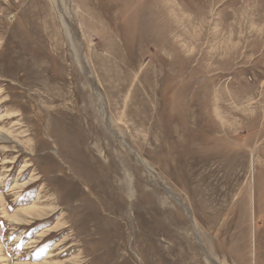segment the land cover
Masks as SVG:
<instances>
[{
    "label": "rangeland",
    "instance_id": "rangeland-1",
    "mask_svg": "<svg viewBox=\"0 0 264 264\" xmlns=\"http://www.w3.org/2000/svg\"><path fill=\"white\" fill-rule=\"evenodd\" d=\"M0 122V264H264V0H0Z\"/></svg>",
    "mask_w": 264,
    "mask_h": 264
},
{
    "label": "bare ground",
    "instance_id": "bare-ground-1",
    "mask_svg": "<svg viewBox=\"0 0 264 264\" xmlns=\"http://www.w3.org/2000/svg\"><path fill=\"white\" fill-rule=\"evenodd\" d=\"M65 19V27H66V29L68 30V33H69V36L70 37H74V38H78L79 39V34L77 33V30L75 29L76 27L73 25V23L69 20V19H67V18H64ZM79 41H81V40H79ZM85 60V59H84ZM87 65V64H86ZM85 65V66H86ZM89 67V66H88ZM90 71V70H89ZM85 73H86V75H88L87 74V70H86V68H85ZM90 76H88V78H89ZM90 84H91V86H92V89H93V91H94V93H95V95H96V97H97V99H98V102H99V105H100V107H101V110H102V113H103V116H104V121H105V125H106V128H107V130L117 139V141L118 142H120L121 144H123L125 147H127L128 149H130L131 151H133L134 152V155H135V159H136V161L138 162V163H140L145 169H146V171H147V174H148V176L151 178V180H152V182H154V184L156 183V184H158L157 182H156V180L154 179L155 177H153V173H152V171L153 170H151L150 168H148L147 166H145V162L138 156V152L136 153V151L133 149V147L131 146V144L126 140V139H124V138H122L121 136H119L120 134H119V132L117 133V131H116V129H115V124H114V122H113V119H112V117L110 116V114H109V112H108V106H109V104L107 103V100H108V98H107V100H106V97H105V95H104V93L102 92V90L98 87V86H96L95 85V83H93V81L91 82L90 81ZM97 120V119H96ZM1 123V122H0ZM2 136V135H1ZM2 141V140H1ZM4 141V140H3ZM3 148V147H2ZM2 156V155H1ZM7 160V159H6ZM13 160V159H12ZM8 162V161H7ZM5 164V163H4ZM15 164V163H14ZM30 168V167H29ZM28 170V169H27ZM154 172V171H153ZM34 180V179H33ZM157 181H158V179H157ZM36 183H37V181H36ZM28 184H27V182L26 183H19V182H15V187H17V189H22V188H25L26 186H27ZM159 185V184H158ZM28 187V186H27ZM162 189V188H161ZM163 191H164V193L173 201V202H175L176 204H178L179 206H181L184 210H185V212H186V214L189 216V218H190V220L193 222V220H194V218H193V213H192V210H191V208L189 207V205L185 202V201H183L177 194H175L171 189H169V188H165V189H162ZM10 192V191H9ZM12 192V191H11ZM18 192V191H17ZM44 192H46V191H44ZM93 192V191H92ZM44 194V193H43ZM77 194V193H76ZM94 194V193H93ZM16 195V194H15ZM45 195H46V193H45ZM78 195V194H77ZM92 196V195H91ZM94 196V195H93ZM77 197V196H76ZM39 198V197H38ZM75 198V197H74ZM54 200H55V198H54ZM73 200V199H72ZM89 200V199H88ZM50 201H52V199H50ZM16 202V201H15ZM38 203V202H37ZM50 203V202H49ZM84 203H86V201L84 202ZM52 207V206H51ZM49 214H50V212H49ZM45 214H44V211H42V209L40 210L38 207H32V208H29V209H19L13 216H11L10 217V222L12 223H21V224H23V223H27V222H29L28 221V217H39V218H42L43 216H44ZM53 215V214H52ZM97 215V214H96ZM51 217V216H50ZM96 218H97V216H96ZM95 218V220H97ZM49 219V218H48ZM196 220V219H195ZM42 221V220H41ZM180 225V224H179ZM18 226V225H17ZM57 226H61V225H57ZM54 227V226H53ZM58 227V228H59ZM162 228V227H161ZM54 229V228H53ZM51 228H48V229H45V231H44V233L43 234H45V233H49V232H51ZM61 230H63V229H61ZM154 232V231H153ZM155 234H157V233H155ZM195 238H196V240H197V242H198V244L200 245V247H201V249H202V252H203V254H204V257H205V259H206V261L208 262V263H210V264H218L217 262H216V260H214V259H212L211 257H210V255L207 253V251L205 250V248H204V245L201 243V240H200V237H199V235L197 234V232H195ZM202 238V237H201ZM37 241V240H36ZM153 243V242H152ZM30 244V243H29ZM32 244V243H31ZM35 244H36V242H35ZM53 258H55V257H53ZM54 260V259H53ZM53 262H55V261H53ZM50 263V262H44V263H42V264H55V263ZM20 264V263H19Z\"/></svg>",
    "mask_w": 264,
    "mask_h": 264
}]
</instances>
